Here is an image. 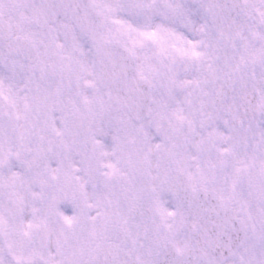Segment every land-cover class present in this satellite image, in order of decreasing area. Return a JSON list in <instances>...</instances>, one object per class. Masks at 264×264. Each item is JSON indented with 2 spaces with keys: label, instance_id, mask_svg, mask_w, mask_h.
I'll list each match as a JSON object with an SVG mask.
<instances>
[{
  "label": "snow or ice",
  "instance_id": "snow-or-ice-1",
  "mask_svg": "<svg viewBox=\"0 0 264 264\" xmlns=\"http://www.w3.org/2000/svg\"><path fill=\"white\" fill-rule=\"evenodd\" d=\"M0 264H264V0H0Z\"/></svg>",
  "mask_w": 264,
  "mask_h": 264
}]
</instances>
